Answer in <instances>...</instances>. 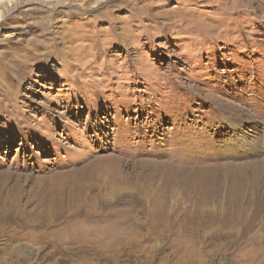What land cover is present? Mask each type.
Instances as JSON below:
<instances>
[{
    "label": "rangeland",
    "instance_id": "obj_1",
    "mask_svg": "<svg viewBox=\"0 0 264 264\" xmlns=\"http://www.w3.org/2000/svg\"><path fill=\"white\" fill-rule=\"evenodd\" d=\"M26 1L0 264H264V0Z\"/></svg>",
    "mask_w": 264,
    "mask_h": 264
},
{
    "label": "bare ground",
    "instance_id": "obj_2",
    "mask_svg": "<svg viewBox=\"0 0 264 264\" xmlns=\"http://www.w3.org/2000/svg\"><path fill=\"white\" fill-rule=\"evenodd\" d=\"M34 1L35 3H43V2L57 1V0H34ZM25 2H28V1L26 0H0V19L3 17L4 14H6V12L9 13L10 11L21 6ZM261 245L263 247H261L260 251L261 253H264V242Z\"/></svg>",
    "mask_w": 264,
    "mask_h": 264
}]
</instances>
